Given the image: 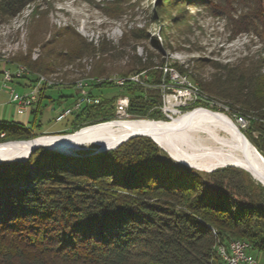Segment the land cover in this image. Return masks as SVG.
<instances>
[{
    "label": "trees",
    "instance_id": "16d2710c",
    "mask_svg": "<svg viewBox=\"0 0 264 264\" xmlns=\"http://www.w3.org/2000/svg\"><path fill=\"white\" fill-rule=\"evenodd\" d=\"M35 1L0 0V17L13 16ZM73 36L55 54L59 62L97 55L101 62L114 56L115 45L105 39L94 44ZM102 64L94 68L98 75L106 72ZM164 65L163 60L153 64L149 56L131 61L132 73L145 71L144 84L90 81L86 92L99 102L73 111L70 126L59 132L38 131L42 100L53 101L44 91L58 85L41 89L31 125L0 124V141L66 134L112 120L121 95L129 99L130 115L161 117V93L171 80L168 72L162 79ZM29 67L52 70L42 58ZM170 68L186 73L175 64ZM31 71L13 80L24 81L29 89L37 80ZM197 84L249 120L241 131L264 157V68L259 60L244 57L217 65L209 79ZM113 87L118 93L107 91ZM235 239L264 253V186L236 166L205 172L172 164L147 136L77 155L39 147L26 161L0 163V264H220L217 245Z\"/></svg>",
    "mask_w": 264,
    "mask_h": 264
},
{
    "label": "rangeland",
    "instance_id": "374dc122",
    "mask_svg": "<svg viewBox=\"0 0 264 264\" xmlns=\"http://www.w3.org/2000/svg\"><path fill=\"white\" fill-rule=\"evenodd\" d=\"M262 8H264V0H207V2L205 0H37L27 4L13 16L0 17V89H3L0 94H5V100L10 98L9 90L3 88V70L27 66L30 68H27L28 70L51 80V86L59 87L47 89L54 100L52 102L48 99L44 100L45 106L39 117L42 127L38 131L52 133L67 130L70 126V116L61 121L54 120L58 112L57 108L65 104L63 98L58 96L66 91L74 96L73 85L75 81L81 79L84 81L95 79L99 82L107 79L115 83L114 79L138 76L141 82L137 83L144 84L147 77L145 71L132 73L130 62L138 61V57L149 56L153 64H160L163 60L165 65L161 67L162 79L165 72H168L171 78L165 87L166 90L161 93L162 116L142 118L134 117L127 112L119 117L114 112L110 121L167 124L191 117H213L227 120L241 131L248 128L249 120L243 117V120L239 121V111L230 110L223 100L203 91L197 81L209 79L217 65L239 62L244 57L248 61L258 59L264 68ZM64 32L67 36L60 37L59 35ZM73 33L94 44L105 39L111 45H115L112 51L114 56H106L101 61L106 70L104 74L98 75L94 72L97 64L101 65L98 55L96 58L82 56L67 63L56 60L55 54L74 37ZM153 39L156 40L157 46ZM41 58L49 63L52 68L50 72H38L29 67L32 61ZM174 64L186 69V73L181 74L176 69L170 68V65ZM10 65L14 67L11 68ZM158 67V65L153 66V68ZM15 81L16 79L9 84L15 91L21 92L14 85ZM67 85L72 86L67 87ZM183 88H195L197 95L181 94L179 89ZM107 91L112 94L118 93L117 88L114 87ZM56 100H59V103ZM9 107L10 104H6L7 111ZM106 122L109 120L102 123ZM85 126L83 127L86 128ZM213 131L218 135L222 134ZM44 135L58 134H42L32 138ZM212 136L211 130L193 129L185 135L177 136V149L181 154L195 158L184 137L204 141ZM20 140L28 139L5 141ZM97 147H102L98 139L84 138L71 142L64 150L78 153L87 149L94 151ZM158 147L161 148L159 145ZM163 151L172 164L199 171L209 172L230 166L200 163L196 159L180 162L168 151ZM251 177L255 182L260 183L252 175ZM252 252L257 264H264V253L257 250Z\"/></svg>",
    "mask_w": 264,
    "mask_h": 264
},
{
    "label": "bare ground",
    "instance_id": "6f19581e",
    "mask_svg": "<svg viewBox=\"0 0 264 264\" xmlns=\"http://www.w3.org/2000/svg\"><path fill=\"white\" fill-rule=\"evenodd\" d=\"M21 68L27 67L21 66ZM37 78L42 79L45 83L52 84L50 82L51 80L45 79L40 74L37 75ZM85 81L83 79L77 80L74 84ZM196 128L211 130L213 136L204 139V141L193 139V137H184L195 155V158H190L188 155L185 156L186 154L183 155L178 151L176 139L178 135H185L187 132ZM213 130L222 134L218 135ZM138 133L148 135L163 150L168 151L174 159L180 162L196 159L200 163L205 162L213 165L237 164L239 168L250 173L264 186V158L257 154L255 148L250 143L248 144L244 141L237 128L231 122L213 117H191L167 124H146L141 121H109L93 126L90 125V127L87 126L86 128L83 127V129L80 128L77 132L69 135H44L31 141H16L0 144V161L9 159L26 161V157L34 145H43L45 147H55L64 150L66 145H69L75 140L96 138L101 142L102 148H107L113 147L119 142L122 143L128 136ZM225 133L229 134V136ZM2 136L3 134H0V137ZM198 168L203 169V167ZM240 241V239H235L231 242ZM221 246H224V244L217 245V251L221 249Z\"/></svg>",
    "mask_w": 264,
    "mask_h": 264
},
{
    "label": "built area",
    "instance_id": "2783aa9c",
    "mask_svg": "<svg viewBox=\"0 0 264 264\" xmlns=\"http://www.w3.org/2000/svg\"><path fill=\"white\" fill-rule=\"evenodd\" d=\"M30 71L27 68H21L17 66L14 70L8 68L3 70V88L9 90L10 101L14 104L15 115H22L28 112L36 103L39 92L42 87H49L52 84L45 83L42 79L36 80V82L25 92H17L11 86L12 80L14 78L21 77L23 74H28ZM134 82H141L138 76L133 78H127ZM126 78L114 79V82L118 85H122ZM90 81H95V79H89L85 82L74 84V101L70 106H67L57 112L54 117L55 121H61L73 111L80 109L84 105L95 104L99 102L98 97L90 96L86 92V89ZM3 89H0L2 91ZM181 94H195V88H183L179 89ZM190 92V93H189ZM128 97L126 95L118 96L114 102L115 114L119 117L127 113L128 107ZM238 120L242 121L243 117L238 116ZM219 254L221 264H257V259L250 253V244L248 241L241 239L240 242H229L227 245L221 246V249L217 251Z\"/></svg>",
    "mask_w": 264,
    "mask_h": 264
},
{
    "label": "crops",
    "instance_id": "0c3cea01",
    "mask_svg": "<svg viewBox=\"0 0 264 264\" xmlns=\"http://www.w3.org/2000/svg\"><path fill=\"white\" fill-rule=\"evenodd\" d=\"M24 84H25L24 81L18 80V81H15L14 85L22 93V92H25V91L28 90ZM57 88H59V87H57ZM44 92H45L44 95H46V96L47 95H52V94H49L47 92V90H45ZM4 96H5L4 93L2 95L0 94V124L9 125V124H14V123H22L26 127H29L31 125V121H32L33 116H34V114L31 112V109L34 108V107H32L28 112H26V113H24L22 115H15V113H14V104L10 101V98L5 100ZM64 96H66V97H64ZM52 97H53V95H52ZM58 97H62L63 101H65L64 105H62L59 108H57L58 111H60L66 104H68V103L72 104V102L74 101V98H70L71 96H70L68 91H66L64 94H61V96H58ZM45 99H47V98H44L42 100V103H45V101H44ZM53 100H54V97H53ZM56 101H57V103H59V100H56ZM6 104H10V107L8 108V111L6 110ZM33 106H35V104ZM43 132L44 133H50L48 131L47 132L43 131ZM250 253L253 254V252L251 250H250Z\"/></svg>",
    "mask_w": 264,
    "mask_h": 264
},
{
    "label": "water",
    "instance_id": "95a60500",
    "mask_svg": "<svg viewBox=\"0 0 264 264\" xmlns=\"http://www.w3.org/2000/svg\"><path fill=\"white\" fill-rule=\"evenodd\" d=\"M110 121V120H109ZM237 128V130H238V132L240 133V135L242 136V138L244 139V141L246 142V143H250V144H252L248 139H247V137L243 134V132L242 131H240L239 129H238V127H236ZM78 131V130H77ZM77 131H74L73 133H75V132H77ZM69 134H71V133H67V134H58V135H51V136H64V135H69ZM140 135H142V136H148V135H144V134H133V135H130V136H128L125 140H123L122 142H124V141H126L127 139H129V138H131V137H134V136H140ZM38 137H41V136H38ZM38 137H35V138H31V139H28V140H20V141H31V140H35L36 138H38ZM149 137V136H148ZM19 141V142H20ZM9 142H16V141H5V142H0V144H3V143H9ZM121 142H119L118 144H116L115 146H113V147H107V148H102V147H97L93 152H99V151H104V150H109V149H113V148H115V147H117L119 144H120ZM253 145V144H252ZM254 146V145H253ZM39 147H42V148H45V149H48V150H53V151H57V152H60V153H62V154H65V155H77V153L76 152H73V151H67V150H62V149H59V148H55V147H45V146H43V145H34L31 149H30V151H29V153H28V155H27V157H26V160L28 159V157H29V155L35 150V149H37V148H39ZM254 148H255V150H256V152H257V154L260 156V157H263V155L256 149V147L254 146ZM264 158V157H263ZM7 161H13V160H5V161H0V163L1 162H7ZM18 161V160H17ZM20 161V160H19ZM230 166H236V167H239V166H237V165H232V164H230ZM260 182V181H259Z\"/></svg>",
    "mask_w": 264,
    "mask_h": 264
}]
</instances>
